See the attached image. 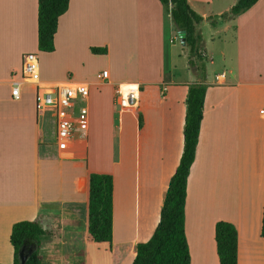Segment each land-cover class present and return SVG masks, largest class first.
Listing matches in <instances>:
<instances>
[{
    "label": "crops",
    "instance_id": "0c3cea01",
    "mask_svg": "<svg viewBox=\"0 0 264 264\" xmlns=\"http://www.w3.org/2000/svg\"><path fill=\"white\" fill-rule=\"evenodd\" d=\"M188 1L204 16L199 31L210 22L224 33L233 28L235 38L222 40L221 71L215 69L214 40L204 42L208 89L185 207L191 264H220V220L238 229V264H264V0L230 20L221 15L237 0ZM164 30L160 0H70L59 18L55 50L40 51L38 0H0L1 263L15 262L10 237L21 220L39 219L49 231L41 240L44 263L50 260L46 252L67 253L68 241L79 264H132L138 242L152 236L182 155L189 85L197 81L189 64L185 75L174 73L177 65L165 71ZM27 52L41 53L50 71L53 64L61 68L44 75L40 64L41 81L90 86L89 98L79 102L89 108L87 137L76 133L66 149L44 139L34 84L22 83L19 98L12 94V71ZM99 57L107 67L89 71ZM74 68L72 80L67 76ZM104 70L107 79L99 77ZM122 83L139 84L138 106H120ZM115 142L116 148L107 146ZM91 172L114 178L112 243L88 240ZM229 192L239 198L229 199ZM48 237L61 245L50 248Z\"/></svg>",
    "mask_w": 264,
    "mask_h": 264
},
{
    "label": "trees",
    "instance_id": "16d2710c",
    "mask_svg": "<svg viewBox=\"0 0 264 264\" xmlns=\"http://www.w3.org/2000/svg\"><path fill=\"white\" fill-rule=\"evenodd\" d=\"M170 9L177 29L186 31L185 44L190 48L189 67L197 81L189 85L186 98L184 144L176 171L166 185V196L161 219L152 236L137 244L132 264H191V254L186 235V199L188 178L196 158L201 125L204 117L208 85L205 41L199 25L204 16L191 7L188 0H160ZM259 0H237L229 11L223 13L230 20L247 11ZM70 0H38V46L41 51L55 50V34L59 18L69 9ZM93 53L105 54L106 47H92ZM142 128V117H139ZM114 178L112 174L91 172L89 175L88 240L109 242L113 240ZM49 231L39 219L17 221L12 226L11 243L15 251L14 264H20L19 251L27 245L35 249L26 264H45L40 251L42 237ZM264 237V213L262 223ZM215 238L220 264H238L239 232L236 225L220 220L215 226ZM0 264H4L1 263ZM81 264H84L81 263Z\"/></svg>",
    "mask_w": 264,
    "mask_h": 264
},
{
    "label": "built area",
    "instance_id": "2783aa9c",
    "mask_svg": "<svg viewBox=\"0 0 264 264\" xmlns=\"http://www.w3.org/2000/svg\"><path fill=\"white\" fill-rule=\"evenodd\" d=\"M39 69V55L36 52L25 53L20 68L12 71L14 81L12 94L19 98L22 83L34 84L37 111L39 113L54 112L55 143L58 148L66 149L76 133L83 138L87 137L89 108L87 105L79 106L78 101H86L89 98L90 86L86 82L74 81L46 83L39 79ZM99 77L107 79L109 72L104 70ZM219 77L218 75L217 79ZM139 97L138 83H122L117 88V100L124 109L138 106ZM261 113H264V109Z\"/></svg>",
    "mask_w": 264,
    "mask_h": 264
},
{
    "label": "rangeland",
    "instance_id": "374dc122",
    "mask_svg": "<svg viewBox=\"0 0 264 264\" xmlns=\"http://www.w3.org/2000/svg\"><path fill=\"white\" fill-rule=\"evenodd\" d=\"M163 6H164V18H165L164 45H165V49H167V51H165V54L167 55L166 56L167 59L164 64L165 71L166 72L173 71L175 66L177 65V69L175 70L174 73H176L179 76H181L182 74L185 75L186 73L185 66L186 65L188 66L189 64L190 48L186 44H184V42L180 38L179 31L171 15L169 14L170 9L165 5ZM200 34L202 35L204 41L208 40L209 42H212V40H214V42L211 44V48L214 54L216 55L215 69L216 71H221L224 66V61L222 60L221 53H220L222 45H223L222 40H224L225 37H230V35L232 39H235L233 36L234 29L231 28L229 32L224 33L223 30L221 31L220 29L215 27L214 24L207 22V23L202 24ZM224 34H226V36ZM37 40L38 39H36V43H37ZM37 54L39 55V60H40V64L42 65V71L44 70L43 72L44 75H45V72L48 75H52V76L55 74V72L56 73H59V71L61 72L60 66L55 65V64L50 66V68L54 66L51 71L47 69L48 65L43 63V57L41 53L37 52ZM107 64H108L107 60L105 61V59H103L102 57H99V59L95 60L93 63H90L89 71H97L98 69H102L105 66L107 67ZM78 69H75L69 72L70 76L68 75L67 77L72 80L76 79L74 77H76V72ZM195 79H197V76H195ZM79 102L81 101H78V105L81 106L82 104ZM42 114L43 115L40 118V122H41L42 130L45 134L44 139L46 140V143L54 145L56 142L54 112L46 111ZM141 141L144 142V138H142ZM107 146H110V148H113V147L116 148L117 142L112 143L111 145H107ZM141 149H143L142 144H141ZM228 197L229 199L239 198L237 193H231V192H229ZM233 202L234 200L230 201L228 204L232 206ZM58 233H59L58 235H62L61 232H58ZM47 245H49L50 248L51 246L52 247L60 246L61 239L48 237ZM47 245L45 246L46 247L45 249H47ZM66 246H67L66 247L67 253L65 254H59V253L54 254V253L46 252L45 254L47 255V257L50 258V260L45 263L46 264H79L80 260L76 262V258H75L76 254L73 251V247L72 246L70 247V243H68V241L66 243Z\"/></svg>",
    "mask_w": 264,
    "mask_h": 264
},
{
    "label": "water",
    "instance_id": "95a60500",
    "mask_svg": "<svg viewBox=\"0 0 264 264\" xmlns=\"http://www.w3.org/2000/svg\"><path fill=\"white\" fill-rule=\"evenodd\" d=\"M179 36L182 39V41L185 43L186 31L183 29L179 30ZM34 250L35 249H28L27 245L24 244V246L19 251L20 264H26L30 254L33 253Z\"/></svg>",
    "mask_w": 264,
    "mask_h": 264
}]
</instances>
